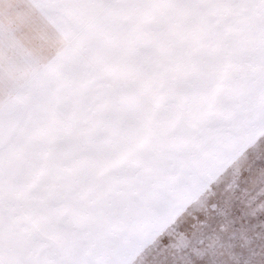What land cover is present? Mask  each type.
<instances>
[{"label": "rangeland", "instance_id": "rangeland-1", "mask_svg": "<svg viewBox=\"0 0 264 264\" xmlns=\"http://www.w3.org/2000/svg\"><path fill=\"white\" fill-rule=\"evenodd\" d=\"M26 2L59 43L23 70L0 23V264H264V0Z\"/></svg>", "mask_w": 264, "mask_h": 264}, {"label": "crops", "instance_id": "crops-1", "mask_svg": "<svg viewBox=\"0 0 264 264\" xmlns=\"http://www.w3.org/2000/svg\"><path fill=\"white\" fill-rule=\"evenodd\" d=\"M3 7V13L6 11L7 13L0 16V23H9L10 27L11 24L15 26L9 29L8 35L16 37L18 33L21 34L19 65L23 70H32L39 62L45 60L44 56L51 50L48 47L59 43V36L52 27L50 29L46 25V16H41L37 11H33L31 4L28 5L26 0H12L6 10L5 5ZM0 13H2L1 9ZM10 30L13 31V34L9 33Z\"/></svg>", "mask_w": 264, "mask_h": 264}, {"label": "snow or ice", "instance_id": "snow-or-ice-1", "mask_svg": "<svg viewBox=\"0 0 264 264\" xmlns=\"http://www.w3.org/2000/svg\"><path fill=\"white\" fill-rule=\"evenodd\" d=\"M200 219H204V216L203 215H200L199 216ZM188 220L190 221L191 220V217L188 218ZM215 223V219H209L208 220V224H214Z\"/></svg>", "mask_w": 264, "mask_h": 264}]
</instances>
